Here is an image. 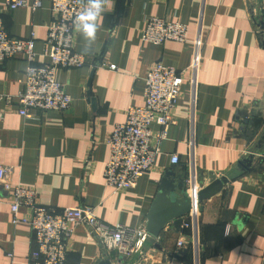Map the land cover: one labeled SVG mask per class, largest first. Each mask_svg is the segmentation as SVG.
Masks as SVG:
<instances>
[{
    "label": "crops",
    "instance_id": "0c3cea01",
    "mask_svg": "<svg viewBox=\"0 0 264 264\" xmlns=\"http://www.w3.org/2000/svg\"><path fill=\"white\" fill-rule=\"evenodd\" d=\"M42 1L36 10L30 6L12 10L9 0H0V14L10 35L35 36L37 65L50 61L45 49L55 18L52 0ZM150 17L186 23L189 40L144 42L141 34ZM261 21L264 0H112L97 21L95 42L77 31L75 49L87 57L88 64L57 72L73 98L71 109L43 112L38 118L19 113L17 99L29 65L26 55L0 57V165L13 166L11 180L36 189L46 206H91L102 220L132 227L147 223L167 171L181 174L194 164L205 185L226 175L229 182L203 202L197 223L179 231L169 224L157 239L161 248L149 239L144 258L153 264H264ZM199 32L203 48L197 83L193 88L190 75L185 74L176 123L162 144L156 166L135 187L113 192L106 186L105 169L115 126L125 121L129 106L144 105L145 78L155 63L188 69ZM251 154V171L241 170L238 161ZM174 155L179 163H173ZM6 195L0 186V264H30L35 233L28 224H13ZM180 239L186 241L182 248ZM141 258L142 254L136 255L122 264H138ZM108 261L118 264V254L103 250L89 228L78 227L69 243L68 264Z\"/></svg>",
    "mask_w": 264,
    "mask_h": 264
},
{
    "label": "built area",
    "instance_id": "2783aa9c",
    "mask_svg": "<svg viewBox=\"0 0 264 264\" xmlns=\"http://www.w3.org/2000/svg\"><path fill=\"white\" fill-rule=\"evenodd\" d=\"M86 5L81 0H52L51 10L55 18L49 26L45 49L50 61L43 65L35 64V36L10 35L0 14V57L6 60L23 53L29 63L22 78L24 89L17 99L19 113L24 117L38 118L43 112L63 113L71 109L73 98L57 79V72L60 68H81L88 64L87 57L75 49L76 18ZM27 6L36 10L43 6V1L8 2L12 10ZM141 37L144 42L155 44L168 41L184 43L189 40V26L181 21L150 17ZM193 42L194 57L188 69L181 71L163 61L155 63L145 78L144 105L129 106L125 121L115 126L109 139L111 153L105 169L106 186L113 192L135 187L141 177L156 166L162 144L169 136L170 127L176 123L175 109L182 94L185 74L190 75L193 88L197 83L203 48L200 32ZM110 67L116 69L115 65ZM154 125L159 129L155 130ZM191 148L193 151L192 142ZM190 155L193 157L192 153ZM172 161L179 163V156L174 155ZM13 169V166L0 165V186L7 193L13 224H28L35 233L36 248L31 253L30 264H68L69 243L80 226L89 228L103 250L116 252L118 264L140 254L142 264H153L144 258L150 239L145 223L138 227L109 223L102 220L96 208L91 206L65 209L46 206L40 202L36 189L11 180ZM189 173L187 184L193 207L187 215L189 220L184 219V227L195 225L201 212L197 199L200 180L194 164L190 165ZM22 209L26 210L25 214H21ZM185 243L180 239L178 247H184ZM193 243L197 246L196 238H193Z\"/></svg>",
    "mask_w": 264,
    "mask_h": 264
},
{
    "label": "water",
    "instance_id": "95a60500",
    "mask_svg": "<svg viewBox=\"0 0 264 264\" xmlns=\"http://www.w3.org/2000/svg\"><path fill=\"white\" fill-rule=\"evenodd\" d=\"M261 22L264 29V21ZM253 159L254 154L242 157L238 161L239 168L243 171H251ZM189 175V171L179 174L176 171L169 170L165 173L159 185V192L149 210L146 223L150 242L158 248H161V245L157 242V239L162 235L165 228L169 224H173L179 231L184 225V218L192 211L193 200L190 197L187 184ZM229 180V177L222 175L214 177L208 185L199 181L200 191L197 199L200 203V211L203 210V202L212 195L221 192ZM183 252L181 251V253ZM107 263L111 264L110 261L104 264ZM138 264H142V262Z\"/></svg>",
    "mask_w": 264,
    "mask_h": 264
},
{
    "label": "clouds",
    "instance_id": "9594fccd",
    "mask_svg": "<svg viewBox=\"0 0 264 264\" xmlns=\"http://www.w3.org/2000/svg\"><path fill=\"white\" fill-rule=\"evenodd\" d=\"M112 0H87V5L76 18V27L89 42H95L98 31V19L111 5Z\"/></svg>",
    "mask_w": 264,
    "mask_h": 264
}]
</instances>
